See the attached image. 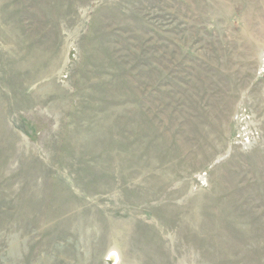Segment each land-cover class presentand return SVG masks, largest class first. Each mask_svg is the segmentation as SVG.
Wrapping results in <instances>:
<instances>
[{"label":"rangeland","instance_id":"1","mask_svg":"<svg viewBox=\"0 0 264 264\" xmlns=\"http://www.w3.org/2000/svg\"><path fill=\"white\" fill-rule=\"evenodd\" d=\"M0 264H264V0H0Z\"/></svg>","mask_w":264,"mask_h":264},{"label":"built area","instance_id":"2","mask_svg":"<svg viewBox=\"0 0 264 264\" xmlns=\"http://www.w3.org/2000/svg\"><path fill=\"white\" fill-rule=\"evenodd\" d=\"M237 121H241L243 126L238 128L239 130L235 134L234 143L239 144L240 147H248L255 143L259 139V130L256 127L249 125L248 121L250 119L249 113L244 112L239 113L237 116ZM248 123V124H247Z\"/></svg>","mask_w":264,"mask_h":264}]
</instances>
